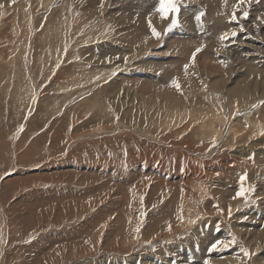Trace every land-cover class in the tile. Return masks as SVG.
<instances>
[{
	"label": "rangeland",
	"instance_id": "rangeland-1",
	"mask_svg": "<svg viewBox=\"0 0 264 264\" xmlns=\"http://www.w3.org/2000/svg\"><path fill=\"white\" fill-rule=\"evenodd\" d=\"M176 2L0 0V264H264V0Z\"/></svg>",
	"mask_w": 264,
	"mask_h": 264
},
{
	"label": "snow or ice",
	"instance_id": "snow-or-ice-1",
	"mask_svg": "<svg viewBox=\"0 0 264 264\" xmlns=\"http://www.w3.org/2000/svg\"><path fill=\"white\" fill-rule=\"evenodd\" d=\"M241 2H245V0H241ZM157 12H159L161 14V18L162 19H167L169 17L170 14H172V23L171 26L175 27L178 24V13L180 12V7L178 6L176 0H159V6L156 9ZM203 15V14H201ZM245 17H247L248 13L245 12L244 13ZM197 20L200 19L199 16L196 17ZM233 19H236L235 15H233ZM153 34L156 35L157 37H159L160 33L156 32L155 29L153 28ZM233 36L236 35L235 32L232 33ZM227 38V34H225V37ZM199 51H201L200 48L196 49V52L193 53L192 59H193V63L195 62V55L196 53H198ZM187 65H185V69H187ZM175 87H177L179 89L180 85L178 83H175ZM244 179V178H242ZM245 191H247L244 188H241L240 192L237 194L238 196H244ZM170 227V226H169ZM137 231H139V229H137ZM232 243H235V239L232 240ZM218 245H223L225 248L228 247V244H226L224 241L222 240H217L213 245L212 248L216 249ZM245 252V255H249V253L247 252V250H243Z\"/></svg>",
	"mask_w": 264,
	"mask_h": 264
},
{
	"label": "bare ground",
	"instance_id": "bare-ground-1",
	"mask_svg": "<svg viewBox=\"0 0 264 264\" xmlns=\"http://www.w3.org/2000/svg\"><path fill=\"white\" fill-rule=\"evenodd\" d=\"M117 9H118V8H117ZM26 10H27V9H26ZM109 12H110V11H109ZM113 14H114V13H113ZM15 19H16V18H15ZM117 19H118V18H117ZM69 34H70V33H69ZM146 34H147V33H146ZM198 34H199V33H198ZM33 35H34V34H33ZM54 36H55V35H54ZM152 36H154V35H152ZM211 39H212V38H211ZM69 41H70V40H69ZM193 41H194V40H193ZM229 42H230V41H229ZM69 43H70V42H69ZM82 43H83V42H82ZM170 44H171V43H170ZM201 44H202V43H201ZM77 49H78V48H77ZM68 50H69V49H68ZM209 53H210V52H209ZM203 54H204V53H203ZM205 54L208 56V54H207L206 52H205ZM207 56H206V60H207ZM185 57H186V56H185ZM202 57H203V56H202ZM209 57H210V56H209ZM209 57H208V59H212V58H209ZM211 57H212V53H211ZM213 58H214V56H213ZM204 59H205V58H203V59L200 58V60H204ZM175 60H176V59H175ZM223 60H224V59H223ZM207 61H208V60H207ZM209 61H210V60H209ZM209 61H208V62H209ZM203 63H204V62H200V64H203ZM206 63H207V62H206ZM165 65H166V64H165ZM258 65H259V64H258ZM182 66H183V65H182ZM200 66H201V65H200ZM202 66H203V65H202ZM204 66H205V65H204ZM204 66H203V67H204ZM209 66H210V65H209ZM215 66H216V65H215ZM206 67H208V66H206ZM211 67H214V66H211ZM201 68H202V67H201ZM218 68H221V67H218ZM215 69L218 70L217 68H215ZM263 69H264V68H263ZM205 70H206V69H205ZM207 70H208V68H207ZM211 70H212V69H211ZM223 70H224V69H223ZM260 70H261V69H260ZM203 71H204V70H203ZM211 72H212V71H211ZM211 72H210V73H211ZM206 73H207V72H206ZM121 75H122V74H121ZM213 75H214V74H213ZM215 75H216V74H215ZM102 77H103V76H102ZM209 77H210V76H209ZM215 77H216V76H215ZM215 77H214V78H215ZM217 77H218V75H217ZM98 79H99V78H98ZM218 79H219V78H218ZM225 79H226V78H225ZM80 80H81V79H80ZM214 80H215V79H214ZM262 80H263V79H262ZM216 81L218 82V80H216ZM88 82H89V81H88ZM93 82H94V81H93ZM199 82H200V81H199ZM217 82H215V83H217ZM244 82H245V81H244ZM247 83H248V82H247ZM240 84H241V83H240ZM238 85H239V84H238ZM244 85H245V84H244ZM145 86H147V85L145 84ZM241 86H243V85L241 84ZM147 87H148V86H147ZM147 87H145V89H146ZM106 88H107V87H106ZM219 88H220V87H219ZM217 89H218V88H217ZM231 89L233 90V88H231ZM255 89H256V88H255ZM224 90H225V89H224ZM227 90H229V89H227ZM253 90H254V89H253ZM81 91H82V90H81ZM105 91H106V90H105ZM221 91H222V90H221ZM248 91H249V90H248ZM248 91H247V92H248ZM224 92H225V91H224ZM228 92H229V91H228ZM252 92H253V91H252ZM226 93H227V92H226ZM253 93H254V92H253ZM105 94H106V93H105ZM214 95H215V94H214ZM228 95H229V94H228ZM160 97H161V96H160ZM259 97H260V96H259ZM49 98H50V97H49ZM96 98H97V97H96ZM78 100H79V99H78ZM229 101H230V100H229ZM227 102H228V101H227ZM231 104H232V102H231ZM254 104H255V103H254ZM171 107H172V106H171ZM255 107H256V106H255ZM107 108H108V107H107ZM89 109H90V108H89ZM173 109H174V108H173ZM189 123H190V122H189ZM260 124H261V123H260ZM260 126H261V125H260ZM202 127H203V126H202ZM186 129H187V128H186ZM190 130H191V129H190ZM215 131H216V130H215ZM37 132H38V131H37ZM194 134H195V133H194ZM22 137H23V136H22ZM33 137H34V135H33ZM179 137H181V136H179ZM54 139H55V138H54ZM191 140H192V139H191ZM201 140H202V139H201ZM4 141H5V135L3 136L2 132H0V148H4V146H3V145H4ZM98 142H100V141H98ZM98 142H97V143H98ZM261 143H262V142H261ZM83 144H84V143H83ZM186 145H187V144H186ZM186 145H185V146H186ZM50 146H51V145H50ZM60 146H62V145H60ZM47 147H48V146H47ZM36 148H37V147H36ZM52 148H53V147H52ZM196 148H197V147H196ZM199 149H200V148H199ZM240 149H241V148H240ZM194 150H195V149H194ZM59 152H60V151H59ZM197 152H199V151H197ZM206 152H207V151H206ZM210 152H211V151H210ZM236 156H237V155H236ZM54 160H55V159H54ZM91 160H92V159H91ZM113 163H114V162H113ZM61 164H62V163H61ZM207 166H208V164H207ZM207 166H206V167H207ZM214 166H215V165H214ZM208 167H209V166H208ZM48 168H49V167H48ZM53 169H54V168H53ZM213 174H214V173H213ZM105 175H106V174H105ZM193 176H194V175H193ZM201 177H202V176H201ZM205 177H206V176H205ZM195 178H196V177H195ZM227 179H228V178H227ZM228 182H229V181H228ZM189 183H190V182H189ZM207 183H208V182H207ZM96 184H97V183H96ZM99 185H100V184H99ZM228 185H229V184H228ZM203 190H204V189H203ZM247 190H249V189H247ZM57 192H58V191H57ZM120 192H121V191H120ZM220 197H221V196H220ZM222 197H223V196H222ZM225 198H226V197H225ZM95 199H97V198H95ZM92 200H93V199H92ZM172 203H173V202H172ZM94 205H95V204H94ZM196 205H197V204H196ZM167 206H168V205H167ZM167 206H166V207H167ZM21 207H22V206H21ZM35 209H36V208H35ZM164 209H165V208H164ZM135 210H136V209H135ZM14 212H15V211H14ZM63 212H64V211H63ZM55 213H56V212H55ZM64 213H65V212H64ZM139 213H140V212H139ZM19 214H20V213H19ZM19 216H20V215H19ZM38 216H39V215H38ZM149 216H150V215H149ZM36 217H37V216H36ZM28 218H29V217H28ZM36 219H37V218H36ZM38 219H39V218H38ZM66 220H67V219H66ZM37 221H38V220H37ZM147 225H148V224H147ZM92 226H93V225H92ZM80 228H81V227H80ZM96 229H97V228H96ZM96 229H95V230H96ZM73 230H74V229H73ZM96 231H97V230H96ZM96 231H95V233H97ZM72 232H73V231H72ZM81 232H82V231H81ZM93 232H94V231H93ZM65 233H66V232H65ZM93 234H94V233H93ZM93 234H92V235H93ZM65 235H66V234H65ZM92 235H91V236H92ZM94 235H95V234H94ZM118 236H119V235H118ZM260 236H261V235H260ZM119 237H120V236H119ZM116 238H117V237H116ZM124 238H125V237H124ZM65 239H66V238H65ZM70 239H71V238H70ZM86 239H87V238H86ZM91 239H92V238H91ZM91 239H90V241L93 240V239H92V240H91ZM118 239H119V238H118ZM67 240H68V239H67ZM88 240H89V239H88ZM112 242H113V241H112ZM61 245H62V244H61ZM123 246H125V245H122V248H123ZM58 256H60V254H59Z\"/></svg>",
	"mask_w": 264,
	"mask_h": 264
},
{
	"label": "crops",
	"instance_id": "crops-1",
	"mask_svg": "<svg viewBox=\"0 0 264 264\" xmlns=\"http://www.w3.org/2000/svg\"><path fill=\"white\" fill-rule=\"evenodd\" d=\"M82 238V237H81Z\"/></svg>",
	"mask_w": 264,
	"mask_h": 264
}]
</instances>
